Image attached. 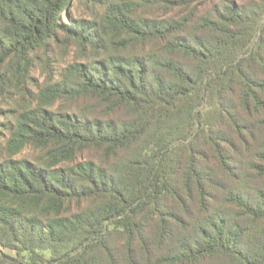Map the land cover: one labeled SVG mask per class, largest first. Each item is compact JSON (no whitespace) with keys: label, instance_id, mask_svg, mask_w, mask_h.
Wrapping results in <instances>:
<instances>
[{"label":"trees","instance_id":"obj_1","mask_svg":"<svg viewBox=\"0 0 264 264\" xmlns=\"http://www.w3.org/2000/svg\"><path fill=\"white\" fill-rule=\"evenodd\" d=\"M52 44L77 53L58 76ZM36 62L0 264H264V0H0V89Z\"/></svg>","mask_w":264,"mask_h":264},{"label":"rangeland","instance_id":"obj_2","mask_svg":"<svg viewBox=\"0 0 264 264\" xmlns=\"http://www.w3.org/2000/svg\"><path fill=\"white\" fill-rule=\"evenodd\" d=\"M95 10L102 11V4H98L96 7L93 3L88 6L84 4L78 6L76 5L74 12L76 15L89 16L90 12ZM155 10L156 8L148 9L140 7L138 9V13L150 14L154 13ZM38 54L44 57V62L48 59L50 60L53 72L56 76H58L60 72H62L64 68L77 57L74 47H65L61 44H52L49 51L46 53L43 50H38ZM43 64L36 62L35 66L32 67L30 71V75L32 76L34 83L26 80L23 84H21L17 79H14V81H12L13 84L10 87L0 89V158L4 155L3 150L5 142L9 136V129L7 128V125L14 122V117L17 112L27 106L29 102L33 101V94L37 91L38 84H41L46 77V73L43 70ZM85 100L75 103L72 105V108H77L79 105L83 106ZM89 103L93 110L95 108L96 113L104 112L102 111L103 108L101 106L98 107L99 104L96 100L93 99L89 101ZM34 154L35 151L33 148H27L22 155L32 157ZM90 156L95 159L99 158L96 153L89 151L85 152L82 155V158Z\"/></svg>","mask_w":264,"mask_h":264}]
</instances>
